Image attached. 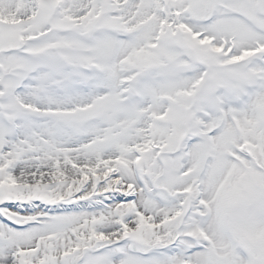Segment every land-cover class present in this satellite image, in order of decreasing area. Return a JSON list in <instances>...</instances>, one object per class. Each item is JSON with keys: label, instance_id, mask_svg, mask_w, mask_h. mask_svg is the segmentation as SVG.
I'll list each match as a JSON object with an SVG mask.
<instances>
[{"label": "snow or ice", "instance_id": "6c2138e0", "mask_svg": "<svg viewBox=\"0 0 264 264\" xmlns=\"http://www.w3.org/2000/svg\"><path fill=\"white\" fill-rule=\"evenodd\" d=\"M0 264H264V0H0Z\"/></svg>", "mask_w": 264, "mask_h": 264}]
</instances>
